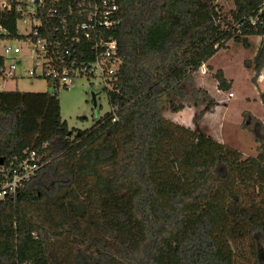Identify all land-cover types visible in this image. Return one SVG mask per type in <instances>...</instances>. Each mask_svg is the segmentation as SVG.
I'll list each match as a JSON object with an SVG mask.
<instances>
[{
  "label": "trees",
  "instance_id": "16d2710c",
  "mask_svg": "<svg viewBox=\"0 0 264 264\" xmlns=\"http://www.w3.org/2000/svg\"><path fill=\"white\" fill-rule=\"evenodd\" d=\"M113 1L121 23L107 36L123 62L93 127L70 139L56 93L0 92V173L25 152L44 163L0 200V264H238L244 243L250 263L264 264V127L243 114L260 145L242 159L160 110L164 96L186 98L185 86L207 101L194 122L212 108L195 75L229 41L264 37L248 23L237 33L264 0H231L227 15L217 0ZM255 55L260 73L264 46ZM214 78L230 90L221 70Z\"/></svg>",
  "mask_w": 264,
  "mask_h": 264
},
{
  "label": "built area",
  "instance_id": "2783aa9c",
  "mask_svg": "<svg viewBox=\"0 0 264 264\" xmlns=\"http://www.w3.org/2000/svg\"><path fill=\"white\" fill-rule=\"evenodd\" d=\"M120 23L113 0H0V79H17L23 71L52 82L57 93L85 77L112 91L123 59L117 40L107 34ZM247 23L264 26V2L240 20L238 34ZM40 161L34 151L25 152L23 159L1 170L0 200L15 196L36 177L44 165Z\"/></svg>",
  "mask_w": 264,
  "mask_h": 264
},
{
  "label": "rangeland",
  "instance_id": "374dc122",
  "mask_svg": "<svg viewBox=\"0 0 264 264\" xmlns=\"http://www.w3.org/2000/svg\"><path fill=\"white\" fill-rule=\"evenodd\" d=\"M217 5L225 15L233 8L231 0H217ZM248 40L250 42V47L248 48L234 41H229L224 49L219 50L203 66H206L203 71L204 74H207L208 70V80L210 81L211 79L213 84H215L214 73L218 70L222 71L225 79H231L230 90L234 97L229 99L227 91L218 90L216 86L214 91H212V94L216 96L213 98L214 104L209 110V115L205 119L203 117L197 122L193 121L194 124L192 123L195 130L204 133L217 142L224 143L223 145L227 148L237 150L241 154L242 159L257 156L260 144L255 134L250 130L251 125L248 127L249 129H243L239 126L243 132L239 130V132L237 130H235L236 132L233 131L235 127L237 128L242 118L241 115L244 112H252L260 119L256 120L262 125V128L264 127V108L260 106L258 100L259 95L264 93V78L260 79L264 69L260 73L253 70L255 54L264 46V37H250ZM27 65H30L29 62H27ZM251 73H253V78H251ZM256 81L257 83H255ZM194 86L198 88L196 84ZM53 88L52 82L43 78L27 77L23 71L19 72L17 79H0V91L5 92L18 91L20 93L40 94L48 92L53 94ZM107 91L99 81L89 80L85 77H79L75 84L68 89L57 91L55 95L60 102V117L67 124V136L70 139H74L78 131L93 127L100 118L110 111ZM185 92L187 97L184 99H176L173 95L164 96L160 100V109L163 114L170 116V103L175 102L184 106L183 115H185L184 113L187 112V109H194L193 114L189 115L188 119H192L193 116L194 118L197 117L199 115L198 112L206 107L207 101L203 95L195 99L193 95H190V90H188L187 86H185ZM250 115L252 116L251 113ZM253 119L255 118L253 117ZM169 120H172L171 116ZM231 127L233 129L230 131L229 128ZM221 131L223 132L224 140L221 136ZM244 244V248L239 254L240 256L237 257V263L251 264L247 254L249 252L248 244ZM260 248L264 255V246L260 245Z\"/></svg>",
  "mask_w": 264,
  "mask_h": 264
},
{
  "label": "crops",
  "instance_id": "0c3cea01",
  "mask_svg": "<svg viewBox=\"0 0 264 264\" xmlns=\"http://www.w3.org/2000/svg\"><path fill=\"white\" fill-rule=\"evenodd\" d=\"M206 67V66H205ZM205 67H201V69L198 71V73L195 75V80H194V84H196L197 85V87L199 88V89H202V90H204L205 92H207L206 94H208V96L213 100V98L216 96V95H214V94H212V91H214V89L216 88V86H217V82H216V80H215V84H213L212 83V81H211V79H210V81L208 80V76H207V74H208V70H207V74H204V70H205ZM203 68V69H202ZM253 71V70H252ZM264 72H262V74H263ZM253 73H251V78H253V75H252ZM264 75V74H263ZM258 79V78H257ZM231 80V79H230ZM232 81V80H231ZM255 83H257V81L255 82ZM232 85V84H231ZM218 89V88H217ZM231 92V90H228L227 91V94H229L228 92ZM210 92V93H209ZM232 93V92H231ZM233 94V93H232ZM233 97H234V95H233ZM233 97H231V98H233ZM259 97H260V95H259ZM259 97H258V100H259V104H260V106L262 107V108H264L263 107V105L261 104V102H260V99H259ZM213 104H214V100H213ZM203 109V108H202ZM201 109V110H202ZM161 110V109H160ZM188 110H189V113H188ZM200 110V111H201ZM199 111V112H200ZM169 112V111H168ZM181 114H180V113ZM179 112H176V113H169V114H171L170 116L172 117V120H169V117L170 116H168V115H166V114H163V112H162V110H161V113L164 115V117L167 119V120H169V121H171L172 123H176V124H178V125H180V126H183L184 128H187V129H189V130H192L193 131V129H195L194 128V123H193V121H194V116H193V118L191 119H188V117H189V115L191 116V114H193V112H194V109L193 110H190V109H187V112L186 113H184L185 115H187L185 118H184V116L185 115H183L182 113L184 112L183 111V109H182V112L181 111H179ZM198 112V113H199ZM244 113H247V112H244ZM243 113V114H244ZM249 113H251L252 114V117H254L255 119H257V120H260L258 117H256L252 112H249ZM243 114L241 115V120H240V122H239V124H238V126H237V128L235 127L234 129H233V127H231V128H229V130L231 131L232 129H233V131L234 132H236L235 130H239V131H242L240 128H239V126H241V124H242V122H243ZM209 115V111L208 112H206V114L203 116L204 117V119L207 117ZM202 117V118H203ZM188 119V120H187ZM193 123V124H192ZM227 129V128H226ZM225 130V129H224ZM223 131V130H222ZM221 131V132H222ZM238 131V132H239ZM200 132V131H199ZM243 132V131H242ZM202 133V132H201ZM204 134V133H203ZM221 136H222V138H223V140H224V135H223V132L221 133ZM217 142V141H216ZM218 143H220V144H224V143H221V142H218Z\"/></svg>",
  "mask_w": 264,
  "mask_h": 264
},
{
  "label": "water",
  "instance_id": "95a60500",
  "mask_svg": "<svg viewBox=\"0 0 264 264\" xmlns=\"http://www.w3.org/2000/svg\"><path fill=\"white\" fill-rule=\"evenodd\" d=\"M264 74V73H263Z\"/></svg>",
  "mask_w": 264,
  "mask_h": 264
}]
</instances>
